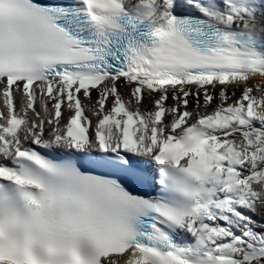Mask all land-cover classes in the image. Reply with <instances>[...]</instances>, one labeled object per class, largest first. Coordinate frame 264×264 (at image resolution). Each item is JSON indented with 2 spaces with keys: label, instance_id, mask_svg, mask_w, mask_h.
I'll list each match as a JSON object with an SVG mask.
<instances>
[{
  "label": "snow or ice",
  "instance_id": "snow-or-ice-1",
  "mask_svg": "<svg viewBox=\"0 0 264 264\" xmlns=\"http://www.w3.org/2000/svg\"><path fill=\"white\" fill-rule=\"evenodd\" d=\"M0 264H264V0H0Z\"/></svg>",
  "mask_w": 264,
  "mask_h": 264
}]
</instances>
